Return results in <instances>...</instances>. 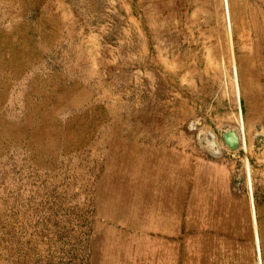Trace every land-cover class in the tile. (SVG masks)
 <instances>
[{
    "label": "rangeland",
    "instance_id": "1",
    "mask_svg": "<svg viewBox=\"0 0 264 264\" xmlns=\"http://www.w3.org/2000/svg\"><path fill=\"white\" fill-rule=\"evenodd\" d=\"M0 264H264V0H0Z\"/></svg>",
    "mask_w": 264,
    "mask_h": 264
},
{
    "label": "water",
    "instance_id": "2",
    "mask_svg": "<svg viewBox=\"0 0 264 264\" xmlns=\"http://www.w3.org/2000/svg\"><path fill=\"white\" fill-rule=\"evenodd\" d=\"M240 114H241V110H240ZM241 132H242V126H241ZM242 135H243V132H242ZM257 250H258V253H259V246L258 245H257Z\"/></svg>",
    "mask_w": 264,
    "mask_h": 264
}]
</instances>
